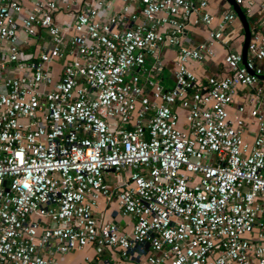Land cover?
<instances>
[{
    "label": "built area",
    "instance_id": "obj_1",
    "mask_svg": "<svg viewBox=\"0 0 264 264\" xmlns=\"http://www.w3.org/2000/svg\"><path fill=\"white\" fill-rule=\"evenodd\" d=\"M115 1L0 0V264H60L87 247L264 264V32L251 31L245 62L228 48L229 73L200 82L193 64L228 41L234 12L195 43L186 27L211 24L208 0ZM234 2L250 13L256 0ZM41 32L47 46L28 50ZM162 45L177 54L168 89ZM237 85L256 98L251 140L228 111ZM101 197L133 219L128 232L94 217Z\"/></svg>",
    "mask_w": 264,
    "mask_h": 264
},
{
    "label": "crops",
    "instance_id": "obj_2",
    "mask_svg": "<svg viewBox=\"0 0 264 264\" xmlns=\"http://www.w3.org/2000/svg\"><path fill=\"white\" fill-rule=\"evenodd\" d=\"M77 5H79L78 0H76V3H74L72 9L76 10ZM121 6L122 2L120 0H116L113 10L118 11L120 10ZM238 6L245 14L247 21L251 26V31L259 30L264 32V8L261 6L260 0H256L255 5L253 6L250 13H247L242 5ZM205 10L213 16V20L209 26L203 25L200 22L195 24L193 20H191V22L186 27V36L191 38L192 42L198 43L205 41L208 37L209 30H216L218 28V24L223 13L234 12L236 17L226 24L225 30L223 32L228 41L226 43L214 41V55L212 57H206L202 62L193 64L194 71L197 75L198 81L200 82H205L208 76L215 75L218 77H223L227 75L229 73V69L224 62V55L228 48L241 52L244 40L243 25L239 20L236 10L230 0H208ZM69 14L70 13H67L65 9H60V12L57 13L56 17L58 20L67 19ZM31 43L32 44L28 50L30 49L37 51L44 45L47 46L48 38L44 32H41L40 35ZM158 57L163 63L162 70L159 73L161 83L166 89H168L173 85L174 82L173 69L177 58L175 47L162 45L158 50ZM257 63L263 68L264 71V59L258 61ZM149 64H151V60L148 58L146 60V65L148 66ZM255 101L256 98L251 87L237 85L233 100L228 106V111L232 117L239 116L246 120L248 124L247 130H249L247 133V138L249 140L253 138L254 130H256V124L249 116V109L254 105ZM239 105L244 106V110L240 113L237 111V107ZM93 215L99 222H116L118 226L126 232L131 229L133 222V219L130 216L121 215L113 198L108 200L105 197H101L97 208H95L93 211ZM86 256H89L90 258L85 259ZM107 260L117 262V264H145L144 259L137 255L135 248L134 255L127 258V260H123L116 251L109 249L104 250V253L99 259H94L93 252L90 247L61 256L60 264H105Z\"/></svg>",
    "mask_w": 264,
    "mask_h": 264
},
{
    "label": "water",
    "instance_id": "obj_3",
    "mask_svg": "<svg viewBox=\"0 0 264 264\" xmlns=\"http://www.w3.org/2000/svg\"><path fill=\"white\" fill-rule=\"evenodd\" d=\"M230 2L232 3L233 7L236 10V14L239 18V20L241 21L242 25H243V29H244V40H243V45H242V49H241V54H242V58H243V62H245L246 60V52H247V44L250 38V34H251V26L247 21V18L245 16V14L241 11L240 7L238 6V4H236L234 2V0H230ZM264 78V73L262 74V76Z\"/></svg>",
    "mask_w": 264,
    "mask_h": 264
},
{
    "label": "rangeland",
    "instance_id": "obj_4",
    "mask_svg": "<svg viewBox=\"0 0 264 264\" xmlns=\"http://www.w3.org/2000/svg\"><path fill=\"white\" fill-rule=\"evenodd\" d=\"M108 181H112L114 178L111 173L107 174Z\"/></svg>",
    "mask_w": 264,
    "mask_h": 264
}]
</instances>
